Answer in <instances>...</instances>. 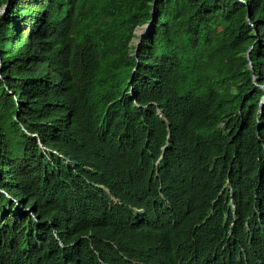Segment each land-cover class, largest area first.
Returning <instances> with one entry per match:
<instances>
[{
    "label": "trees",
    "instance_id": "obj_1",
    "mask_svg": "<svg viewBox=\"0 0 264 264\" xmlns=\"http://www.w3.org/2000/svg\"><path fill=\"white\" fill-rule=\"evenodd\" d=\"M7 4L0 264H100L68 244L81 228L102 234V183L143 203L136 232L151 240L134 259L144 264H222L230 229L264 254V0ZM219 192L225 204L199 227ZM135 236L101 249L99 238L96 250L107 264H136L113 257L120 247L129 256Z\"/></svg>",
    "mask_w": 264,
    "mask_h": 264
},
{
    "label": "clouds",
    "instance_id": "obj_2",
    "mask_svg": "<svg viewBox=\"0 0 264 264\" xmlns=\"http://www.w3.org/2000/svg\"><path fill=\"white\" fill-rule=\"evenodd\" d=\"M161 113L162 111L159 112L160 115ZM161 116H163V113ZM33 135L35 134H32V136ZM39 143L42 146L41 142ZM43 148L45 149L46 153L49 152L58 154L55 150H48L44 146ZM97 173L98 172L96 170L93 172V174ZM85 179L87 180V178ZM227 186L231 189H229V197H227L226 200H229L230 205L233 207L232 213L235 221L239 219V216H237L236 214L234 192L232 190L230 181L227 182ZM98 187L105 193L106 204L105 212L103 214H99L100 216H98L96 220V227H100L102 229V234H98L95 231L83 232L84 228H81L78 231L75 241L69 243L68 245L71 248H74L75 256L77 254L79 255L83 250L86 249L93 255L95 262L99 261L100 264H107V262H105L107 260L101 257L102 253H99L96 250L97 240L99 238L102 239V242L99 244L100 249L102 247V243L113 247L118 244V238L116 239L114 237L121 234L122 232L124 233L126 230H133L136 233V236L132 240H129L130 247H128L127 249L129 256L126 255L125 250L120 247V257H113L117 261L120 260V262H123V258H125L126 260L132 261L136 264H144L142 261L134 259L135 255L144 248V240H151V235L142 236L139 233L138 237L136 232V229L138 230V222L147 224V221L144 217V208L141 205L143 203L138 201V199L135 200L129 197L120 199L108 184L102 183L101 185H98ZM29 200L31 201V198L28 196L26 197L25 202H28ZM219 201H223L224 204L226 202L224 196L222 195V192H219L216 197L210 202V208L205 217L198 224L199 227L206 225L211 220L216 212V206ZM257 212L258 208L254 207V212L249 216L244 224V231H249L251 233L254 231L256 226L252 225L251 221L254 216L257 215ZM242 233L243 232H240L238 230L230 229L228 231V235L220 242L218 253H220L222 257V264H264V254L258 248H256L255 243L249 242L247 239L241 237ZM55 236H58L57 232H55ZM75 256H72V258H74ZM67 258V260H70V257Z\"/></svg>",
    "mask_w": 264,
    "mask_h": 264
},
{
    "label": "water",
    "instance_id": "obj_3",
    "mask_svg": "<svg viewBox=\"0 0 264 264\" xmlns=\"http://www.w3.org/2000/svg\"><path fill=\"white\" fill-rule=\"evenodd\" d=\"M5 7L7 8V7H8V4L5 5ZM154 10H155V9H154ZM154 10H153V11H154ZM157 17H158V15H156V14L154 13L153 19H152V21H151L150 23H148V24H146V25H144V26H140V27H138V28L136 29L135 33H136L137 37H136L135 40L137 41V43H140L141 38H142L144 32H145V31L151 26V24L157 19ZM251 67H252V64H251ZM161 115H162V113H161Z\"/></svg>",
    "mask_w": 264,
    "mask_h": 264
},
{
    "label": "rangeland",
    "instance_id": "obj_4",
    "mask_svg": "<svg viewBox=\"0 0 264 264\" xmlns=\"http://www.w3.org/2000/svg\"><path fill=\"white\" fill-rule=\"evenodd\" d=\"M6 7L4 6V7H2L1 9H0V16L2 15V14H4V12L6 11Z\"/></svg>",
    "mask_w": 264,
    "mask_h": 264
},
{
    "label": "bare ground",
    "instance_id": "obj_5",
    "mask_svg": "<svg viewBox=\"0 0 264 264\" xmlns=\"http://www.w3.org/2000/svg\"><path fill=\"white\" fill-rule=\"evenodd\" d=\"M93 30H96V29L93 28ZM93 32H94V31H93ZM89 34H90V33H89ZM92 34H93V33H92ZM94 34H95V32H94ZM93 36H94V35H93ZM174 173H175V172H174ZM42 249H43V248H42Z\"/></svg>",
    "mask_w": 264,
    "mask_h": 264
}]
</instances>
